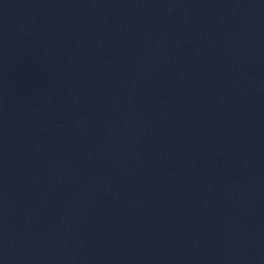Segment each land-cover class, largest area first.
<instances>
[{"label":"water","instance_id":"1","mask_svg":"<svg viewBox=\"0 0 264 264\" xmlns=\"http://www.w3.org/2000/svg\"><path fill=\"white\" fill-rule=\"evenodd\" d=\"M0 264H264V0H0Z\"/></svg>","mask_w":264,"mask_h":264}]
</instances>
